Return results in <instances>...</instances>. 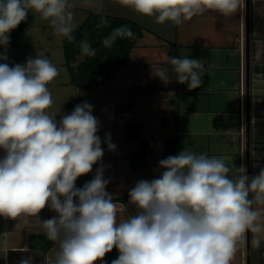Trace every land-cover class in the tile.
Instances as JSON below:
<instances>
[{
	"label": "clouds",
	"instance_id": "9594fccd",
	"mask_svg": "<svg viewBox=\"0 0 264 264\" xmlns=\"http://www.w3.org/2000/svg\"><path fill=\"white\" fill-rule=\"evenodd\" d=\"M119 3L155 16L159 24L180 25L208 10L229 17L242 0ZM72 8L69 0H0V45L10 43L8 34L29 10L72 42ZM116 31L135 36L130 28ZM104 43L110 46L111 41ZM80 48L85 56L96 55L87 41ZM169 63L178 83L190 91L202 86L207 69L201 60L170 57ZM151 71L164 83L172 79L165 68L152 66ZM58 75L47 57H30L14 67L0 64V148L6 152L0 159V216L27 222L46 206L55 211L57 216L40 221L44 235L57 245L50 264H94L113 247L119 256L112 264H232L248 232L255 234L252 246L260 247L264 217L253 204L264 205V168L250 179L243 165L229 167L224 158L204 153L183 150L160 160L161 176L137 181L128 193L138 213L117 223V204L106 191L110 181L103 177V166L83 188L75 187L77 178L103 156L100 122L87 102L59 123L48 114L53 104L48 85ZM106 142L115 149L110 138Z\"/></svg>",
	"mask_w": 264,
	"mask_h": 264
},
{
	"label": "rangeland",
	"instance_id": "374dc122",
	"mask_svg": "<svg viewBox=\"0 0 264 264\" xmlns=\"http://www.w3.org/2000/svg\"><path fill=\"white\" fill-rule=\"evenodd\" d=\"M69 2L73 5L70 10L73 13L75 28L86 20L91 11L130 18L145 28L143 36L127 63L108 81L82 93V102L93 106L92 115L100 122L99 129L105 139V150L100 167L103 166L104 179L110 181L106 186V191L112 197L115 196L113 198H118L130 191L137 181H151L159 178L164 171L160 168L159 161L162 160L166 141L173 137H178V140L180 136L185 137L181 134L179 116L185 113L184 94L182 93H184L186 84H180L175 80V73L169 63V58L185 57L179 53V50L184 49L180 44L192 38L193 32H199L201 38V31L208 28L207 20L201 17L206 16V12H211L212 16H216V19L210 20L211 29L220 31V33L226 31L230 33L232 30L224 27L238 26L240 9L229 17L209 10L176 25L171 21L159 24L155 16L141 15L133 8L119 3V0H69ZM63 39L64 37L54 34L49 20L35 13L33 24L17 40L16 44L0 50V56L7 57L6 60L0 59V64L11 61L8 64L9 67L25 65L28 58L34 59L37 56L47 57L57 67L59 75L48 85L53 104L47 109L48 114L54 116L57 123L67 115V103L81 94L80 88L71 82L69 70L65 65ZM182 52H185V49ZM152 66L165 68L172 79L164 83L154 77L151 71ZM213 68V66H207L204 76L211 78L218 73L236 74L231 69ZM131 123L141 124L143 126L142 136L150 138L152 144L150 159L144 166L137 169L131 166L130 156L139 141L128 140L124 134L127 125ZM109 138L110 142L115 145L114 150H109L106 142ZM180 149L185 150V145H182ZM5 155V150L0 148V159ZM117 210V222L130 217L121 204H117ZM254 235L250 232L249 246L248 235L246 236V264H264V237L261 238L260 247L254 248L251 244ZM56 250L52 253V258ZM239 254L240 247L232 264H240ZM94 264H104V259H98Z\"/></svg>",
	"mask_w": 264,
	"mask_h": 264
},
{
	"label": "crops",
	"instance_id": "0c3cea01",
	"mask_svg": "<svg viewBox=\"0 0 264 264\" xmlns=\"http://www.w3.org/2000/svg\"><path fill=\"white\" fill-rule=\"evenodd\" d=\"M245 5V0H242L238 26L224 27L231 29L230 33L211 29L210 20L216 19V16L206 12L207 15L201 17L207 20L208 28L201 31V38L199 32H193L192 38L180 44L185 49V52H182L184 49L179 50L180 55H188V58L191 55L190 59L201 60L205 68L213 66V69L217 70L231 69L236 74L218 73L211 78L204 76L202 86L191 91L187 84L184 86L182 94L185 113L180 114L179 121L181 134L185 137L180 136L179 153L181 146L185 145L186 151L224 158L226 166L239 168L243 165L247 175L249 144L251 179L264 168V0H250L249 101L246 80ZM217 115L221 117L220 128L215 126ZM248 116L250 121L247 120ZM250 197L252 198L251 194ZM114 199L113 201L121 204L130 217L138 213L136 207ZM253 208L260 209L264 217V205L254 203ZM57 215L46 206L38 216L27 217V222L25 218L12 220L0 216V264H9L12 252L31 248L32 236L44 233L40 221ZM247 235L248 233L239 246L240 264H246ZM260 235L261 238L264 237V233ZM56 249L57 245L54 244L45 253V264H50L51 255Z\"/></svg>",
	"mask_w": 264,
	"mask_h": 264
},
{
	"label": "trees",
	"instance_id": "16d2710c",
	"mask_svg": "<svg viewBox=\"0 0 264 264\" xmlns=\"http://www.w3.org/2000/svg\"><path fill=\"white\" fill-rule=\"evenodd\" d=\"M35 19V12L28 11L27 18L22 21L15 29L11 30L9 35L10 43L7 46L0 45V50L9 48L16 44L17 40L28 30ZM121 28H130L135 34L134 38L129 39L122 37L116 30ZM144 27L137 21L113 16L98 11H91L86 20L74 29V40L70 42L64 38V57L65 65L67 66L71 82L78 86L81 94L67 103V115L71 114L75 107L82 104V93L85 90L97 87L109 79H111L117 71L127 63L130 55L136 47L138 41L144 34ZM109 39L110 46L105 45L104 41ZM82 41H87L92 48L96 49L94 57H88L82 54L80 44ZM10 64L11 61H6ZM216 128L221 126V117L219 115L215 118ZM143 126L139 123H131L127 125L124 134L128 140H138L139 143L133 150L130 156V164L137 169L147 163L148 157L152 153L151 139L142 136ZM97 135L101 139V147L103 153L105 150V139L102 131L99 129ZM179 154V140L178 137L170 138L166 141L163 150L162 159L169 156ZM103 156L100 161L93 165L92 171L79 176L75 181L76 188H83V186L94 178L96 170L102 164ZM129 191L123 196L115 198L125 205L134 206L129 203ZM78 202V198H74ZM55 243L48 240L43 234L33 235L31 238V246L42 250L46 253ZM119 251L113 247L112 251L106 253L103 257L104 264H112V261L117 259Z\"/></svg>",
	"mask_w": 264,
	"mask_h": 264
},
{
	"label": "flooded vegetation",
	"instance_id": "af4514ba",
	"mask_svg": "<svg viewBox=\"0 0 264 264\" xmlns=\"http://www.w3.org/2000/svg\"><path fill=\"white\" fill-rule=\"evenodd\" d=\"M22 261H28L29 264H45V253L33 247L11 253L9 264H22Z\"/></svg>",
	"mask_w": 264,
	"mask_h": 264
},
{
	"label": "water",
	"instance_id": "95a60500",
	"mask_svg": "<svg viewBox=\"0 0 264 264\" xmlns=\"http://www.w3.org/2000/svg\"><path fill=\"white\" fill-rule=\"evenodd\" d=\"M250 0H246V59H247V100L249 101V90H248V83H249V63H250ZM247 120L250 121L249 116ZM248 134V128H247ZM247 176L250 178V150L249 144L247 147ZM250 199V195H249ZM249 238L250 232H248V246H249Z\"/></svg>",
	"mask_w": 264,
	"mask_h": 264
}]
</instances>
